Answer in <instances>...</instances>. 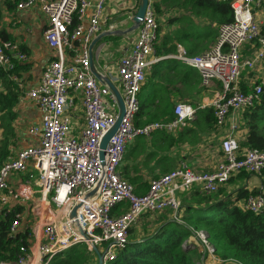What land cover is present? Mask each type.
<instances>
[{
	"label": "built area",
	"instance_id": "built-area-1",
	"mask_svg": "<svg viewBox=\"0 0 264 264\" xmlns=\"http://www.w3.org/2000/svg\"><path fill=\"white\" fill-rule=\"evenodd\" d=\"M127 1L138 6L141 0ZM215 1L229 3L234 14L232 23L218 27L216 44L209 51L192 55L178 43L174 53L159 57L160 21L150 0L133 45L118 61L116 72L109 64L94 61L102 79L92 69L91 44L99 33L115 30L114 24L104 21L108 0L17 2V10L38 8L46 17L43 39L54 55L40 82L25 92V98L33 101L40 113V123L28 128L34 142L19 148L0 168V214L16 213L9 237L16 239L29 232L18 259L0 260V264H49L78 244L98 247L106 264L127 246L130 230L143 217L154 218L168 209L172 218L182 222V193L194 189L216 193L243 171L258 176L261 183L255 194L239 201L240 207L255 214L264 212V151L242 149L239 144L242 114L260 100L264 87V31L255 16L264 0ZM246 47L252 53L243 57L241 51ZM165 57L197 69L206 89L219 85V93L199 108L211 105L216 127L224 129L219 140L221 160L211 171H196L183 161L150 180L147 192L138 194L120 171L129 145L139 137L151 139L156 132L177 135L197 116L191 103L178 101L172 119L136 123L147 75ZM27 59L19 42L0 36L2 69L11 70ZM257 69L261 71L257 77L260 82L249 92L242 91L244 72ZM104 77L121 92L125 116L102 161L101 141L119 115L118 101ZM98 185L97 195L84 201L78 211L77 220L88 236L84 239L72 229L69 216L85 193ZM123 202L126 208L119 212ZM192 237L204 250L196 264H203L206 256L215 257L205 229L194 230ZM229 263L243 264L236 260Z\"/></svg>",
	"mask_w": 264,
	"mask_h": 264
},
{
	"label": "trees",
	"instance_id": "trees-1",
	"mask_svg": "<svg viewBox=\"0 0 264 264\" xmlns=\"http://www.w3.org/2000/svg\"><path fill=\"white\" fill-rule=\"evenodd\" d=\"M18 1L5 0V4L9 10H13ZM152 1L157 16H165V24L185 23L188 14L190 18H202L206 21L201 29L187 21L188 29H184L185 25L176 31L174 36L164 37L156 49L159 57L174 53L176 42L183 43L190 54H200L205 47H201L204 43H215L218 39V30L213 24L219 27L234 21L233 11L230 4L226 2H214L213 0ZM171 12L173 15L186 12L187 15L173 16L170 15ZM262 29L264 31V27ZM21 50L27 52L23 47ZM26 66L23 63L11 70H4L0 67V126L6 135L0 143V160H5L10 155L7 133L15 134L14 124L17 119L15 108L22 96L19 82L14 77H17L18 69ZM247 72L250 71H245L243 76ZM252 77L256 75L253 74ZM241 81L240 89L244 92H249L256 83L260 82L259 78H256V82L252 85L244 82L241 84ZM151 84L153 90L146 96ZM205 89L202 86L199 71L181 64L174 58H161L153 65L140 92L142 98L143 95L146 98L140 103L136 123L143 125L156 120L172 119L175 105L172 102L173 97H179L180 101L191 103L197 109V116L185 132L180 133L178 140L172 136L173 134L156 132L152 137V140L155 139L152 141V146L157 151L150 154L145 153L147 159L155 153L157 155L163 150H168L174 144L188 142L197 145L202 141L204 133L211 132L216 127L214 108L211 105L199 108L198 100L190 98L191 95L199 94ZM239 128L244 131L239 142L240 148H256L264 151V87L260 100L244 110ZM162 142L166 143L164 148H162ZM135 145L136 147L132 149L129 147L125 154L121 176L131 182L135 192L138 193L137 189L143 187L148 189V187L142 183L139 175L129 174V167L132 160H138L140 151L147 150L148 144L146 140L139 137ZM156 164L161 165L165 173L170 171L168 157H159ZM250 177V173L240 172L230 179L226 187L222 186L213 194H205L198 189L182 193L180 195L182 222L172 218V212L166 209L159 213L154 225L149 227L145 224L142 231H134L136 226L133 227L128 235L127 246L117 252L113 261L106 262V264H196L202 258L204 250H201L200 245L194 244L189 238L193 236L194 230L198 229H205L208 232L209 239L214 245V255L223 260L224 264H231L229 263L231 260L243 264H264V212L255 214L243 210L239 205V201L246 198L249 193L257 192L256 188L251 191L247 189V181ZM232 187H237L236 196L234 192L229 191ZM25 209L20 208L21 211ZM15 214V212L0 214V260H17L21 246L27 244L29 232L16 239L9 237L10 225L15 219ZM96 259L98 260V256L92 249L86 244H78L66 251L64 255L52 259L49 264H95ZM203 264H207L206 261H203Z\"/></svg>",
	"mask_w": 264,
	"mask_h": 264
},
{
	"label": "crops",
	"instance_id": "crops-1",
	"mask_svg": "<svg viewBox=\"0 0 264 264\" xmlns=\"http://www.w3.org/2000/svg\"><path fill=\"white\" fill-rule=\"evenodd\" d=\"M95 1V0H93ZM215 2V0H213ZM137 5L131 3L127 0H108L105 8L104 14V21L108 24L112 23L115 25L114 31H120V34L105 36L103 37L93 49V59L94 61L97 60L100 63H107L111 67L112 70H115L120 58L128 52V50L132 47L133 42L136 37L137 31H134L133 34L123 32L127 31L133 25V17L137 11ZM92 8L88 10L90 14L92 13ZM173 16H179L178 13H174ZM255 16L257 20L261 23L262 28L264 27V6L260 10H255ZM197 20V21H196ZM46 17L38 8H32L28 10H17L16 8L13 10H9L7 5L5 4V0H0V36L3 39L5 37L9 38L10 40H14L20 43L21 47L27 50L28 59L27 61L18 62L17 66L20 64L27 65L26 67H19L17 71V77H14L16 81L19 82V86L22 91V96L18 105L16 106L15 110L17 113V119L15 124H28V128L31 125H36L40 123V113L39 109L36 104L25 98V92L31 88H34L41 79L42 72L49 61L53 58V51L48 47L46 42L43 39V31L46 25ZM195 26H203L206 24V21L202 18H194L193 19ZM181 24V28L183 27L184 23H172L167 25H177ZM188 24L184 29H188ZM214 27L217 28L218 26L213 24ZM200 28V27H199ZM27 29H30L31 32H28ZM179 29H177L178 31ZM105 31L101 32L104 33ZM174 31H171L173 33ZM99 33L98 35H100ZM131 34V36H130ZM97 35V36H98ZM132 35H134L132 37ZM168 35V34H167ZM166 35V36H167ZM175 35V33H174ZM171 35L170 36H174ZM165 36V37H166ZM111 37V38H110ZM183 44V43H182ZM208 44V43H204ZM203 44V45H204ZM184 45V44H183ZM209 45V44H208ZM206 46V45H205ZM203 47V46H201ZM200 47V48H201ZM205 48V47H204ZM204 50V49H203ZM252 51L250 48L246 47L242 49L241 54L243 57H247L251 55ZM258 76L260 75L261 71H257ZM257 76V77H258ZM152 85V84H151ZM150 87H153V85ZM213 92H218L220 89L217 88V85L212 86ZM152 92V91H151ZM149 88L146 93L148 96L150 93ZM205 90L200 92L199 94L191 95V99H197L200 104L205 103L207 98ZM215 97V96H214ZM212 99V98H211ZM210 99V100H211ZM180 101L179 97H173L172 102L175 104L176 102ZM156 121H163V120H156ZM14 124V125H15ZM223 128L219 129L218 127H214L211 132H206L203 134L202 141L197 145H192L188 142L178 143L171 146L168 150H163L162 152L158 153V157L156 156L152 158V164L156 166V160L160 157H168L170 162L169 170L175 169L181 162H186L189 166L193 167L196 171H211L215 169L218 162L221 160V152H220V136L223 133ZM185 132V131H183ZM178 132L175 136L176 140L179 139L180 133ZM28 139L30 142L25 144L21 147H25L30 143L34 142L32 137L29 135L28 131L26 132ZM244 131L240 129L239 137L240 139L243 137ZM6 138L4 130L0 126V143ZM148 148L147 150L143 149L141 152L145 153H153L157 151V149L152 146L151 139H145ZM136 141L131 143L129 146L132 148L136 147ZM162 148L166 146L165 142H162ZM158 145H160L158 143ZM11 147V146H10ZM19 147V148H21ZM18 148V149H19ZM17 149V150H18ZM16 150V152H17ZM14 153V155L16 154ZM143 154V155H144ZM10 156H8L5 160H0V168L3 164L8 161ZM150 158V159H151ZM149 159V160H150ZM166 162V161H164ZM161 164V163H160ZM130 166H135V162L131 161ZM145 173V171H143ZM139 175L140 172H135V175ZM261 183V179L258 176L251 175L250 179L247 181V189H255V186H259ZM147 190L146 187L141 189H137L138 194H143ZM190 240L194 244L198 245V242L193 238L190 237ZM202 250V247H200ZM205 261L207 264H224L223 260L212 257L206 256ZM226 264V263H225Z\"/></svg>",
	"mask_w": 264,
	"mask_h": 264
},
{
	"label": "rangeland",
	"instance_id": "rangeland-1",
	"mask_svg": "<svg viewBox=\"0 0 264 264\" xmlns=\"http://www.w3.org/2000/svg\"><path fill=\"white\" fill-rule=\"evenodd\" d=\"M263 6H264V4H263ZM138 7V6H137ZM170 13V12H169ZM169 13L167 14V15H169ZM170 15H173V13L171 12V14ZM180 15H183V16H185V15H187V13L186 12H181V13H179V16ZM190 15L188 14V19L186 20V22L187 21H190L191 23H194L193 22V19L194 18H190L189 17ZM159 17V16H158ZM164 17L165 16H160L159 17V21H160V25H161V28H160V32H159V42L157 43V45H156V48L160 45V43H161V41H162V39L168 34V35H174V33L177 31V29H181V24H177V25H174V26H171V25H167V24H165L164 23ZM197 21V20H196ZM184 23V25H183V27L187 24V23ZM198 28L200 27V29H201V25L200 26H197ZM171 31H174L173 33H171ZM132 32V33H131ZM130 33L131 34H133V32L134 31H131ZM131 34H130V36H131ZM134 35H132V37H133ZM178 43H180V44H182L181 42H176V44H178ZM216 44V42L215 43H211V44H209V45H207V44H204V45H202L203 47L205 46V48H204V50L201 52V53H203V52H206V51H209L214 45ZM183 45V44H182ZM184 46V45H183ZM257 71H258V69L257 70H253V71H250V72H247L246 74H245V76H243V78H242V81H241V84H242V82H244V83H249V84H254L255 82H256V78H257V76H258V73H257ZM114 73L116 72L115 70L113 71ZM253 74H255L256 75V77H252V75ZM213 82H216V83H220L219 81H217V80H214ZM118 85V84H117ZM217 88H219L220 89V87H219V85L217 86ZM153 90V87H150L149 86V91L151 92ZM220 91V90H219ZM219 91L218 92H213V88H209V89H205V92H208L207 93V95H206V97L205 98H207L206 99V101L208 102V98H209V100L211 99V98H213L214 96H216L218 93H219ZM140 98H141V101H143L146 97L143 95V98H142V95H140ZM28 124H24V123H20V124H15V134L14 133H12V134H9V133H7L9 136L7 137V139H8V147H9V152H10V157H13L14 156V153L16 152V150L19 148V147H21V146H23V145H25V144H28L29 142H30V140L28 139V136H27V134H26V132L28 131ZM11 146V147H10ZM144 154V152H141L140 151V153L138 154V160H132L133 162H135V166H130L129 167V169H130V172H129V174L131 175V176H135V172H140V174H139V177H141L142 178V183L144 184V185H146L147 187H149V181L150 180H152L153 178H155V177H157V176H159V175H162V174H165V172L163 171V169H162V167L161 166H158L157 168H156V166H154L153 164H152V158L149 160V159H147V157L145 156V154ZM154 156L155 155H153L152 157L154 158ZM173 170V169H172ZM120 171H121V169H120ZM143 171H145V173H143ZM171 171V170H170ZM170 171H168V172H170ZM168 172H166V173H168ZM137 175V174H136ZM230 186H232V185H230ZM259 187V186H258ZM258 187L257 186H255V188L256 189H258ZM235 189V190H234ZM236 189H237V187H232V188H230V190L229 191H231V192H234V196H236L237 194H236ZM148 190V189H147ZM251 190H253V189H251ZM250 190V191H251ZM249 194H255V193H249ZM244 199V198H243ZM243 199H241V201L243 200ZM240 201V202H241ZM126 208V205H125V202H123V203H121L120 205H119V212H121V211H123L124 209ZM27 209H29L28 207H27ZM160 214H157L156 216H154V218H149V217H147V218H143L141 221H140V223L138 224V225H136V227L134 228V231H139V230H141L142 231V229H143V227H144V225L146 224V225H148L149 227L151 226V225H154L156 222V220L158 219V216H159ZM25 216H27V214L25 215ZM95 264H98V260L96 259L95 260V262H94Z\"/></svg>",
	"mask_w": 264,
	"mask_h": 264
},
{
	"label": "water",
	"instance_id": "water-1",
	"mask_svg": "<svg viewBox=\"0 0 264 264\" xmlns=\"http://www.w3.org/2000/svg\"><path fill=\"white\" fill-rule=\"evenodd\" d=\"M149 1L150 0H141L137 11L133 17V25L125 32H123L122 34L125 33H130L131 31H136L137 28L139 27L141 20L143 19L144 15H145V11L149 5ZM120 31H107L104 33H101L100 35H98L92 42L91 44V58H92V69L94 71L95 76L98 79H102V76L100 75V73H98V71H96L95 69V65H94V59H93V49L94 46L105 36H111V35H117L120 34ZM167 58V57H165ZM103 81L105 83H107V85L109 86V88L111 89V91L114 93L118 104H119V115L118 118L115 122V124L112 126V128L106 133V135L103 137L102 141H101V150H100V158L103 161L104 157H105V153L107 151L108 148V144L110 139L117 133L122 119L125 116V106H124V101H123V97L121 92L119 91V89L110 81V79L108 77H104ZM99 189V185L96 186L94 189L88 191L87 193H85V195L83 196L82 200L78 201L74 207L71 210L70 213V220H71V227L72 229H74L76 231L77 234H79L80 237L86 239L88 236L86 235V232L84 231L83 227L81 226L80 222L77 220V216H78V211L80 209V207L83 205L84 201H88L93 199L98 192ZM93 251L97 254L98 256V264H104V256L103 254L100 252V250L98 249V247H93L92 248Z\"/></svg>",
	"mask_w": 264,
	"mask_h": 264
}]
</instances>
